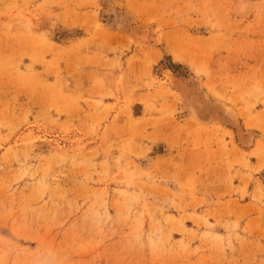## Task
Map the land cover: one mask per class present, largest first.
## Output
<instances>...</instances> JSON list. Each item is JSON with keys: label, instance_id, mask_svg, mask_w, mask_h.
<instances>
[{"label": "rangeland", "instance_id": "rangeland-1", "mask_svg": "<svg viewBox=\"0 0 264 264\" xmlns=\"http://www.w3.org/2000/svg\"><path fill=\"white\" fill-rule=\"evenodd\" d=\"M0 264H264V0H0Z\"/></svg>", "mask_w": 264, "mask_h": 264}, {"label": "bare ground", "instance_id": "bare-ground-1", "mask_svg": "<svg viewBox=\"0 0 264 264\" xmlns=\"http://www.w3.org/2000/svg\"><path fill=\"white\" fill-rule=\"evenodd\" d=\"M104 27H107L106 25ZM108 28V27H107ZM184 88L183 93L184 94H190L189 89L186 88V86L182 87V90ZM189 97L187 99H185V107L184 110L187 112L188 116L192 119V121L194 123H196L197 125H199L200 127L203 128H208L211 126H220V127H235V120L233 118V113L231 114L230 111L225 110V107L222 108V114H219L220 117L218 116V113L216 112V110L213 109V104H210V100L207 99L206 95H204V97H200L202 98V100H200L198 97H196V95H189ZM217 105V103H215ZM221 104H218L217 106H219ZM216 106V107H217ZM222 107V106H221ZM219 107H217L216 109L218 110ZM221 109V110H222ZM219 111V110H218ZM220 113V112H219ZM186 115V114H185ZM235 117V116H234ZM221 121V123H225V124H221L219 123V121ZM237 127H239L237 125ZM236 136L238 138V141L240 142V144L244 147V148H248L252 145V141H253V136L252 134H243L242 131L238 130V128H236Z\"/></svg>", "mask_w": 264, "mask_h": 264}]
</instances>
